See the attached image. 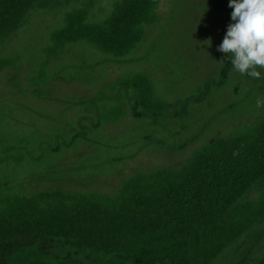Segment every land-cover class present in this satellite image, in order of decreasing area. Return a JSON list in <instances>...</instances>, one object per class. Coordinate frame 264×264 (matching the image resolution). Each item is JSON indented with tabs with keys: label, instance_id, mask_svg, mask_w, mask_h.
<instances>
[{
	"label": "trees",
	"instance_id": "16d2710c",
	"mask_svg": "<svg viewBox=\"0 0 264 264\" xmlns=\"http://www.w3.org/2000/svg\"><path fill=\"white\" fill-rule=\"evenodd\" d=\"M99 1L0 0V48L33 12L71 9L52 36L44 72L67 46L78 43H88L116 62L126 61L158 23L161 0H114L108 18L92 22L91 11ZM209 19L214 27L233 22L222 25L220 18ZM221 54L217 78L213 75L191 98L174 104L150 75L139 73L120 82L101 106L107 115L101 114L100 105L98 115L116 120L127 105L135 123L153 130L147 138L156 132L169 136L198 118L213 93L235 76L249 82L250 97L264 104V69H255L261 72L259 79L242 75L228 54ZM8 66L0 60V73ZM256 115L242 129L199 149L183 167L138 173L112 197L21 187L28 172L47 165L46 157L35 158L30 150L33 143L43 142H32L25 131L21 137L26 138L14 142L12 127L0 124V264H215L232 247L245 245L264 223V202L259 213L251 201L254 191L264 196V109ZM82 137L73 134L72 139L78 143ZM63 151L61 145L46 149L50 155ZM237 264H264V256L256 259L249 253Z\"/></svg>",
	"mask_w": 264,
	"mask_h": 264
},
{
	"label": "rangeland",
	"instance_id": "374dc122",
	"mask_svg": "<svg viewBox=\"0 0 264 264\" xmlns=\"http://www.w3.org/2000/svg\"><path fill=\"white\" fill-rule=\"evenodd\" d=\"M228 4L229 0H161L158 23L148 29L145 43L126 61L116 62L90 44L78 43L67 46L46 72L43 67L52 36L63 27L71 9L33 12L24 27L0 48V60L9 63L0 73V124L12 127L9 137L14 142L26 137L32 142L41 139L43 143H33L30 150L35 158H47V165L28 169L33 172H28L30 177L20 186L36 192L60 188L70 194L116 196L136 174L179 169L205 145L252 123L264 104L262 99L250 97L251 84L237 76L225 89L213 93L198 118L169 136L156 132L147 138L153 130L135 123L127 105L116 120L98 115L99 105L101 108L110 101V95L129 75L147 73L174 104L195 96L213 75L217 78L223 64L217 50L222 42L217 39L223 28L221 36H225L228 23L223 22L231 19L233 11ZM113 7L114 0H100L90 20H105ZM211 17L220 18L218 22L224 26L215 22L214 27ZM100 112L107 115L105 109ZM24 131L26 137L22 138ZM79 133L85 137L74 143L73 134ZM67 143L71 147H66ZM59 145L63 152H46ZM37 164L33 160V165ZM259 191L253 192L251 201L260 213L264 196ZM249 253L256 259L264 256V223L245 245L238 250L232 247L215 264H237Z\"/></svg>",
	"mask_w": 264,
	"mask_h": 264
},
{
	"label": "clouds",
	"instance_id": "9594fccd",
	"mask_svg": "<svg viewBox=\"0 0 264 264\" xmlns=\"http://www.w3.org/2000/svg\"><path fill=\"white\" fill-rule=\"evenodd\" d=\"M228 7L233 22L217 50L228 54L240 74L259 79L255 69H264V0H229Z\"/></svg>",
	"mask_w": 264,
	"mask_h": 264
}]
</instances>
